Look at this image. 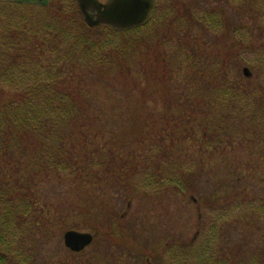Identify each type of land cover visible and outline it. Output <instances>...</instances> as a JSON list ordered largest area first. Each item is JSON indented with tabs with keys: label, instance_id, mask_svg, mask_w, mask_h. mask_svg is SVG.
I'll use <instances>...</instances> for the list:
<instances>
[{
	"label": "trees",
	"instance_id": "trees-1",
	"mask_svg": "<svg viewBox=\"0 0 264 264\" xmlns=\"http://www.w3.org/2000/svg\"><path fill=\"white\" fill-rule=\"evenodd\" d=\"M30 3L0 0L1 251L10 253L5 252L10 248L7 242L18 235L14 222L20 226L21 238L40 236L41 241L51 236L52 228H59L65 216L59 208L56 210L52 198L63 191L64 183L84 190L85 202L97 196L94 190L102 180L122 181V172L112 167L115 158L122 156L111 147L118 143V137L127 139L126 129L117 130V125L107 129L97 112L109 101L89 97L102 90L100 86L108 79L117 78L120 85H125L122 92L126 99L135 93V87L122 83L123 79L143 81L151 73L162 71L159 77L167 81L169 96L160 116L169 119L156 122L157 116L151 115L148 120L146 115L137 123L133 120L130 135L132 140L151 145L138 155L142 160L179 159L180 165H163L158 183L176 186L173 174L180 166L183 190H195V175H207L206 182L212 188L202 195L212 196L214 204L212 201L205 207L207 215L202 219L214 217L215 222L197 232L188 246H182L184 249L175 248L180 242L164 244L169 264H264V245L251 259L244 260L232 244L225 243L229 242L227 232L235 233L241 226L249 227H243V231H258L264 243V193L257 198L247 194L243 163L223 165L220 171L226 172L229 186L223 191L215 188L221 180L216 177L219 171L212 175L213 166L205 163L233 143L231 128L239 136L241 130L232 127L228 105L242 101V77L238 71L233 72L235 68L228 65L230 60L227 62L220 50L212 53L210 65H193L186 58L179 65L168 59L166 64L161 52L168 33L179 46L195 45L199 27L220 30L222 37L226 34L222 17L218 21L199 18L183 5L182 9L175 4L160 8L157 0L153 15L143 26L116 31L105 26L88 28L77 18L74 0L59 3L52 11L57 20L51 18L52 22L45 14L25 12ZM151 41H155L152 51L156 61L165 65H148ZM110 102L106 107L118 117L115 111L123 108L118 106L120 100ZM156 126L154 137L141 136L148 134L141 129ZM160 166L155 164L154 168ZM258 183L264 189V181ZM85 206H72L68 212L87 211Z\"/></svg>",
	"mask_w": 264,
	"mask_h": 264
},
{
	"label": "rangeland",
	"instance_id": "rangeland-1",
	"mask_svg": "<svg viewBox=\"0 0 264 264\" xmlns=\"http://www.w3.org/2000/svg\"><path fill=\"white\" fill-rule=\"evenodd\" d=\"M66 1L46 0L44 5L24 4L25 12L45 14L46 20L52 22V19H56L52 11L59 3L64 5ZM99 1L104 3L106 0ZM158 1L160 8L170 7L171 4H175L179 9H182V5L187 6L194 10L199 18L205 16L218 21L222 17L223 29L226 30L222 37L220 30L211 32L199 27L195 45L181 43L179 46L176 38L168 33L164 37L165 49L161 52L166 58V64L168 59L179 65L181 60L186 58L193 65L198 62L200 65H210L212 57L214 58L212 53L220 50L222 55L226 54V61L230 60L228 65L235 68L233 72H239L243 84L242 101L239 104L230 103L228 106L231 123L234 124L231 126L241 131L238 136L231 128L233 143L225 150L226 152L217 156L215 154L205 163L207 165L209 162L213 166L212 175L219 171L215 176L221 180L215 188L221 191L229 186L226 172L220 171L221 167L225 164L243 163L246 167L244 185L247 194L257 198L264 193V189L260 188L258 183L260 180L264 181V0ZM156 2L157 0L155 5ZM74 6L78 11L77 4ZM79 15L77 18L81 22L83 18ZM199 39L204 43L202 44ZM151 42H153L150 44L151 50L148 49L146 57L148 65H165L156 61L152 51L156 47L155 41ZM215 43L218 48H213ZM243 68L248 69L251 74L249 78L242 75ZM151 74L143 81L123 79L122 83L135 87V93L132 92L126 99H123L125 96L122 92L125 85H120L121 80H116L117 78L108 79L104 86H100L102 90L89 97L109 101L106 106L113 101L110 102L111 99H119L121 104L118 106L123 107L115 111L118 117L113 116V112L104 105H101L97 112L101 123L107 125V129L114 125H117L115 128L117 130L126 129L124 131L127 139L118 137L115 139L118 143L111 147L114 153L122 156L121 159L116 157L112 165L113 169L122 172L120 173L122 181L119 178L117 181L102 180L99 187L94 190L97 196L85 202L84 190L80 191L71 184L64 183L63 191L52 198L56 210L59 208L60 214L65 216L59 228H52L54 231L51 236L41 241L38 239L40 236L34 239L31 236L21 238L18 229L20 226L14 222L18 235L7 242L10 248L5 252L10 253L5 254L0 248V261L5 259L7 264H169V258L162 249L164 244L180 242L175 248L182 249V246H188L190 240L196 237L197 232L204 226L214 225V217L202 219L203 215H207L205 207L213 201L212 196L209 197L210 200L207 195H202L207 194L212 188V185L206 182L207 175H195L193 185L195 190L189 188L183 190V173L180 166L173 174L176 186L160 184L157 179L162 178L160 175L164 169L163 165H180L179 159L152 157V160H142L138 156L151 145L132 140L130 134L133 120L137 123L146 115H149L148 120L151 115L157 116L156 122H159L160 118L169 119V116L161 117L169 96L167 81L159 77L162 71H157L155 75ZM112 88L114 90L108 92ZM126 106H129L127 110ZM237 109L239 110L235 112ZM141 130L148 131V134L141 133L142 137L144 135L154 137L155 133H158V126ZM151 155L154 154L151 152ZM155 164H161L159 169L154 168ZM257 164H260L261 168L256 169ZM174 169L176 170V166ZM155 180L157 184L153 185ZM149 182L152 184L148 185ZM228 190L232 188L228 187ZM84 203L87 211L76 209L68 212L72 206ZM64 226L66 227L60 228ZM243 227L249 229L248 226H241L235 233L230 234L228 231L229 242H224L230 247L232 244V249L237 255L249 260L264 243L258 231L254 230V233L243 231ZM67 230L92 234L94 237L92 244L78 255L68 252L64 248L62 238ZM15 249L17 252H13Z\"/></svg>",
	"mask_w": 264,
	"mask_h": 264
},
{
	"label": "water",
	"instance_id": "water-1",
	"mask_svg": "<svg viewBox=\"0 0 264 264\" xmlns=\"http://www.w3.org/2000/svg\"><path fill=\"white\" fill-rule=\"evenodd\" d=\"M31 3H42L43 0H24ZM78 10L88 28L105 26L112 30L123 31L144 25L155 7V0H75ZM243 76L251 74L247 68L242 70ZM90 233L75 230L63 234V245L73 253L83 251L92 243Z\"/></svg>",
	"mask_w": 264,
	"mask_h": 264
},
{
	"label": "flooded vegetation",
	"instance_id": "flooded-vegetation-1",
	"mask_svg": "<svg viewBox=\"0 0 264 264\" xmlns=\"http://www.w3.org/2000/svg\"><path fill=\"white\" fill-rule=\"evenodd\" d=\"M76 255H78V254H76ZM3 258V257H2ZM5 260V259H4ZM3 259H2V261H0V264H7V261L5 260L4 261ZM148 262V261H147Z\"/></svg>",
	"mask_w": 264,
	"mask_h": 264
}]
</instances>
